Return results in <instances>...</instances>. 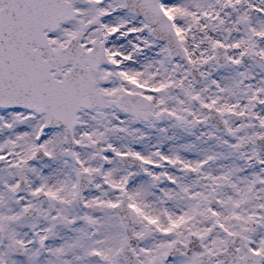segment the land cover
I'll return each instance as SVG.
<instances>
[{
	"label": "snow or ice",
	"instance_id": "obj_1",
	"mask_svg": "<svg viewBox=\"0 0 264 264\" xmlns=\"http://www.w3.org/2000/svg\"><path fill=\"white\" fill-rule=\"evenodd\" d=\"M0 264H264V0H0Z\"/></svg>",
	"mask_w": 264,
	"mask_h": 264
}]
</instances>
